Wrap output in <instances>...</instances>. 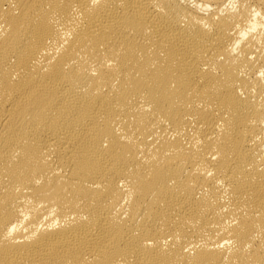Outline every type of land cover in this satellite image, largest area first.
Listing matches in <instances>:
<instances>
[{"label":"bare ground","instance_id":"bare-ground-1","mask_svg":"<svg viewBox=\"0 0 264 264\" xmlns=\"http://www.w3.org/2000/svg\"><path fill=\"white\" fill-rule=\"evenodd\" d=\"M0 264H264V0H0Z\"/></svg>","mask_w":264,"mask_h":264}]
</instances>
